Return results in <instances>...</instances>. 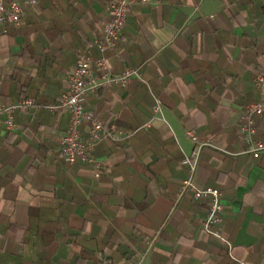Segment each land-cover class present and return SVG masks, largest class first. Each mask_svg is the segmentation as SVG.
Here are the masks:
<instances>
[{
    "label": "crops",
    "instance_id": "1",
    "mask_svg": "<svg viewBox=\"0 0 264 264\" xmlns=\"http://www.w3.org/2000/svg\"><path fill=\"white\" fill-rule=\"evenodd\" d=\"M110 1L37 0L18 28L0 26V106L33 103L12 131L0 113V264H130L150 241L140 264H264V151L246 154L239 130L264 70V0H133L105 57L113 75L140 79L84 105L123 138L96 145L98 169L68 165L58 141L69 115L47 106L81 58L99 57ZM254 121L264 141V114ZM187 131L206 143L194 180L220 191L229 248L201 232L205 201L175 202Z\"/></svg>",
    "mask_w": 264,
    "mask_h": 264
},
{
    "label": "built area",
    "instance_id": "2",
    "mask_svg": "<svg viewBox=\"0 0 264 264\" xmlns=\"http://www.w3.org/2000/svg\"><path fill=\"white\" fill-rule=\"evenodd\" d=\"M147 0H141L146 3ZM37 0H0V26L5 24L18 28L23 21L25 7L34 6ZM133 0H111L107 6L108 21L103 25L101 37L94 39L92 44L97 50L99 57L91 59L86 56L81 58L67 76V89L60 94L55 104L47 106L51 112H66L69 115V127L58 141V151L63 161L68 165L76 163L92 165L98 169L99 163L94 159V149L103 140L120 141L122 135L104 126L93 111L85 110L86 99L97 91L108 89L112 86L125 88L130 79H140V72L133 68H127L121 75L111 73L108 60L105 57L107 51L113 50L120 40V33L127 21V15ZM252 85L258 95V101L244 107L240 116V135L246 146L245 153L252 158H258L264 151V141L255 138L256 129L254 117L264 114V70L259 71ZM31 100L22 99L16 104L1 108L0 113L6 115L5 128L7 131L14 130V112L16 109L29 107ZM155 114L159 112L158 104L152 108ZM150 122L142 128H148ZM83 129V130H82ZM84 131V134L82 133ZM186 136L194 145L189 156H184L181 163L186 167L187 177L180 183L176 195L177 203L183 196L190 194L196 201H205L207 208L204 217L200 220V230L203 234L230 247L222 235V211L223 204L221 193L216 188L199 187L194 180L198 166L200 150L206 145L200 141L194 131H187ZM99 176L96 170L94 177ZM152 248V241L147 245L144 252L137 256L130 264H140ZM92 264H119L107 258H100Z\"/></svg>",
    "mask_w": 264,
    "mask_h": 264
}]
</instances>
